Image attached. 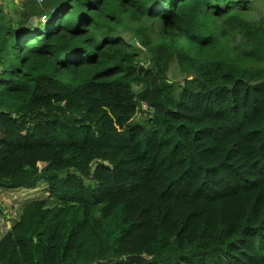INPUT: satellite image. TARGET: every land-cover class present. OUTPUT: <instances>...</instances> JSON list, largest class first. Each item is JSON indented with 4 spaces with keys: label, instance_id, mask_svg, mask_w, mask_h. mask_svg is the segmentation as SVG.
I'll return each mask as SVG.
<instances>
[{
    "label": "trees",
    "instance_id": "16d2710c",
    "mask_svg": "<svg viewBox=\"0 0 264 264\" xmlns=\"http://www.w3.org/2000/svg\"><path fill=\"white\" fill-rule=\"evenodd\" d=\"M14 188L0 264H264V0L0 4Z\"/></svg>",
    "mask_w": 264,
    "mask_h": 264
},
{
    "label": "rangeland",
    "instance_id": "374dc122",
    "mask_svg": "<svg viewBox=\"0 0 264 264\" xmlns=\"http://www.w3.org/2000/svg\"><path fill=\"white\" fill-rule=\"evenodd\" d=\"M258 4H259V2H258ZM258 9L260 10L261 7H259ZM6 10L8 11V14L11 16H19L21 13L19 6L18 7H15V6L14 7H6ZM121 32L123 33V36L127 42H131L133 44V46H136V47L140 46L141 47V45L138 43V41H136V39L134 40L133 37L131 38V32L125 31V29L122 30ZM139 56H142V55L140 54ZM181 75H182V73H180L179 68L176 65H174L171 68V70L169 71V77L171 79H178L181 77ZM143 116H144L143 112L138 111L135 114L134 119L139 120V119H142ZM39 165H41V163H39ZM1 192L3 194L4 191L1 190ZM38 193L39 192L34 193L33 189L14 188L13 191L10 192V194H11V196L9 197L10 202L7 199H5V201H2V202L0 201V212H2V213H0V224L6 225L9 223L8 222L9 220L12 221L14 218H16V216L20 212L21 204L25 200L32 198L33 195L38 194ZM3 197H5V196H3Z\"/></svg>",
    "mask_w": 264,
    "mask_h": 264
},
{
    "label": "crops",
    "instance_id": "0c3cea01",
    "mask_svg": "<svg viewBox=\"0 0 264 264\" xmlns=\"http://www.w3.org/2000/svg\"><path fill=\"white\" fill-rule=\"evenodd\" d=\"M28 0H0V4L2 5V7H4V9H6V7H20V11L23 9L25 3H27Z\"/></svg>",
    "mask_w": 264,
    "mask_h": 264
},
{
    "label": "water",
    "instance_id": "95a60500",
    "mask_svg": "<svg viewBox=\"0 0 264 264\" xmlns=\"http://www.w3.org/2000/svg\"><path fill=\"white\" fill-rule=\"evenodd\" d=\"M124 258L128 261L135 262L137 264H141L147 260L145 256L141 254H128L124 256Z\"/></svg>",
    "mask_w": 264,
    "mask_h": 264
},
{
    "label": "built area",
    "instance_id": "2783aa9c",
    "mask_svg": "<svg viewBox=\"0 0 264 264\" xmlns=\"http://www.w3.org/2000/svg\"><path fill=\"white\" fill-rule=\"evenodd\" d=\"M38 2H40L41 0H37ZM140 106L143 108V109H148V107L146 106V103L145 102H141L140 103Z\"/></svg>",
    "mask_w": 264,
    "mask_h": 264
}]
</instances>
